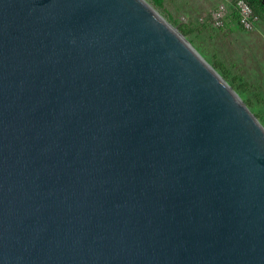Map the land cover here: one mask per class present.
<instances>
[{"label":"water","instance_id":"1","mask_svg":"<svg viewBox=\"0 0 264 264\" xmlns=\"http://www.w3.org/2000/svg\"><path fill=\"white\" fill-rule=\"evenodd\" d=\"M0 264H264V124L148 0H0Z\"/></svg>","mask_w":264,"mask_h":264},{"label":"rangeland","instance_id":"2","mask_svg":"<svg viewBox=\"0 0 264 264\" xmlns=\"http://www.w3.org/2000/svg\"><path fill=\"white\" fill-rule=\"evenodd\" d=\"M148 1L223 75L264 124V30L228 26L229 22L218 27L211 13L227 0H162L160 5Z\"/></svg>","mask_w":264,"mask_h":264},{"label":"built area","instance_id":"3","mask_svg":"<svg viewBox=\"0 0 264 264\" xmlns=\"http://www.w3.org/2000/svg\"><path fill=\"white\" fill-rule=\"evenodd\" d=\"M235 7L238 11L239 23L246 30H253L261 19V15L255 12L248 0H235ZM213 22L218 27H224L228 23V6L220 3L212 11Z\"/></svg>","mask_w":264,"mask_h":264},{"label":"crops","instance_id":"4","mask_svg":"<svg viewBox=\"0 0 264 264\" xmlns=\"http://www.w3.org/2000/svg\"><path fill=\"white\" fill-rule=\"evenodd\" d=\"M227 1H228L227 3H229V4H227L226 2H224L228 6V22H229V24H227V25L228 26L229 25L230 26H235V27L236 26H240V27L243 28V26L239 23V20H238V11H237V9L235 7V0H227ZM261 18L262 19H260V20L261 21H264V14H262ZM259 23H257L256 27L254 28L255 29L254 31H256V29L257 30H260V31L264 30V28H262V27H264V24H259Z\"/></svg>","mask_w":264,"mask_h":264},{"label":"trees","instance_id":"5","mask_svg":"<svg viewBox=\"0 0 264 264\" xmlns=\"http://www.w3.org/2000/svg\"><path fill=\"white\" fill-rule=\"evenodd\" d=\"M155 2V4H162V0H153ZM251 5L253 6L255 12H257L258 14H260L262 16V14L264 13V4L262 2V0H248ZM184 32V29H183Z\"/></svg>","mask_w":264,"mask_h":264}]
</instances>
